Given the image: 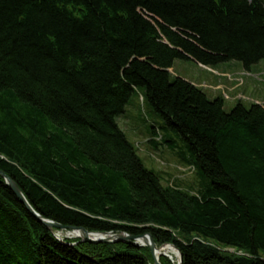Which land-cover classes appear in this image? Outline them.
<instances>
[{"label":"trees","instance_id":"trees-1","mask_svg":"<svg viewBox=\"0 0 264 264\" xmlns=\"http://www.w3.org/2000/svg\"><path fill=\"white\" fill-rule=\"evenodd\" d=\"M176 58L248 70L264 59V0H0V170L62 225L150 233L181 264H264V102L226 111L169 71ZM140 88L163 119L146 142L175 150L191 184L163 181L119 126ZM58 230L0 175V264L154 263L146 245Z\"/></svg>","mask_w":264,"mask_h":264},{"label":"rangeland","instance_id":"rangeland-1","mask_svg":"<svg viewBox=\"0 0 264 264\" xmlns=\"http://www.w3.org/2000/svg\"><path fill=\"white\" fill-rule=\"evenodd\" d=\"M218 64L203 66L193 59L176 58L173 61L171 72L184 79H186L185 77L192 78L210 98L223 95V107L226 111L230 110L238 100H241L245 105L253 101L264 102V59L251 64L248 70L244 68L241 61L236 59H229ZM213 68H217L221 72L224 68L225 71V85H222L221 89L217 91L216 89L214 91V87L210 84L214 83L212 80L214 73L211 72H215L212 70ZM142 92L143 90L140 88L138 92L132 94L125 106V112L116 117L119 126L124 130L128 139L135 143L144 164L163 173V181H179L183 185L191 184L193 181L192 170L190 166L177 161L175 150L167 147L154 149L146 142L148 124L151 122L161 124L163 119L158 113L151 110L147 102L141 101L140 94ZM161 131L163 132V130ZM169 133L174 140L175 149H184L181 136L173 130H169ZM55 234L59 238L69 237L66 235L65 229L58 230ZM76 237L78 236L69 238Z\"/></svg>","mask_w":264,"mask_h":264},{"label":"water","instance_id":"water-1","mask_svg":"<svg viewBox=\"0 0 264 264\" xmlns=\"http://www.w3.org/2000/svg\"><path fill=\"white\" fill-rule=\"evenodd\" d=\"M0 175L5 179L6 183L9 185V187L12 189V191L16 194V196L19 198V200L24 203V205L42 222L45 226H47L49 229L56 228L59 230L65 229V230H76L79 231V234L77 235L80 237V240L83 241H89V242H114V241H131L135 245H146L149 247L151 256L153 258L154 263L153 264H161L159 262V255H167L165 252H158L156 254V250H158L161 246H157L151 236L150 233H145L141 235H134L126 232H113V231H89L85 227L82 226H71V225H62L58 222H55L53 220L44 218L40 216L27 202L26 198L22 194L21 190L17 186V184L6 175V173L2 170H0ZM142 239L141 242H138V240ZM164 245H170L172 246L178 254V261L177 264H181V254L179 250L171 243H167ZM170 257V256H169Z\"/></svg>","mask_w":264,"mask_h":264},{"label":"crops","instance_id":"crops-1","mask_svg":"<svg viewBox=\"0 0 264 264\" xmlns=\"http://www.w3.org/2000/svg\"><path fill=\"white\" fill-rule=\"evenodd\" d=\"M200 64V63H199ZM202 65V64H201ZM219 65V64H218ZM217 65V66H218ZM203 66H205V65H203ZM171 69H172V67H170L169 68V71L171 72ZM212 70H214L215 72H213V71H211L212 72V74H213V76H212V80L214 81V83H210L211 85H212V87H214L213 89H214V91H215V89H216V91L217 90H220L221 89V87H222V85H225L224 84V78H225V71H224V68H223V71L221 72V71H219L217 68H213ZM185 77V76H184ZM186 78V80H188V81H190L191 83H193V84H197L198 85V83L197 82H195L194 80H192V78H190V77H185ZM204 84H206V82H203ZM214 85V86H213ZM263 103V102H262Z\"/></svg>","mask_w":264,"mask_h":264},{"label":"bare ground","instance_id":"bare-ground-1","mask_svg":"<svg viewBox=\"0 0 264 264\" xmlns=\"http://www.w3.org/2000/svg\"><path fill=\"white\" fill-rule=\"evenodd\" d=\"M79 234V231L76 230H66V235L69 237H74L77 236ZM142 239L138 240V242H141ZM158 252H165L167 253L171 258L174 259V261H178V254L177 251L170 245H163L162 247H160L158 250H156V254H158Z\"/></svg>","mask_w":264,"mask_h":264}]
</instances>
